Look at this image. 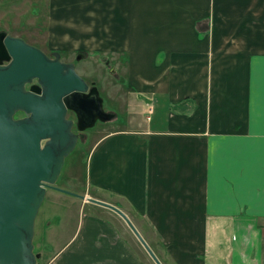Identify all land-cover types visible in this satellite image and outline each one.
Returning a JSON list of instances; mask_svg holds the SVG:
<instances>
[{
	"label": "crops",
	"instance_id": "obj_1",
	"mask_svg": "<svg viewBox=\"0 0 264 264\" xmlns=\"http://www.w3.org/2000/svg\"><path fill=\"white\" fill-rule=\"evenodd\" d=\"M49 10L70 49L120 56L132 94L127 123L94 143L82 187L69 190L120 208L163 264H264V0ZM77 198L43 264H157L118 212Z\"/></svg>",
	"mask_w": 264,
	"mask_h": 264
},
{
	"label": "water",
	"instance_id": "obj_2",
	"mask_svg": "<svg viewBox=\"0 0 264 264\" xmlns=\"http://www.w3.org/2000/svg\"><path fill=\"white\" fill-rule=\"evenodd\" d=\"M0 52L5 54L0 59V264H38L36 220L48 189L112 208L163 264L120 208L58 186L80 138L75 125L84 131L115 117L104 109L96 83L91 85L60 52L49 56L22 37L0 32ZM35 79L38 83L27 89ZM17 111L26 116L15 118Z\"/></svg>",
	"mask_w": 264,
	"mask_h": 264
},
{
	"label": "rangeland",
	"instance_id": "obj_3",
	"mask_svg": "<svg viewBox=\"0 0 264 264\" xmlns=\"http://www.w3.org/2000/svg\"><path fill=\"white\" fill-rule=\"evenodd\" d=\"M50 0H0V29L6 33L24 38L29 43L36 45L53 56L60 52L64 61L76 64L77 71L89 83L96 82L104 99V109L113 112L118 119L98 121L97 124L84 130L80 134L78 145L66 160L63 174L58 182L65 189H78L83 185L87 171V157L94 143L110 128L123 126L126 119L132 114L131 98L120 56L114 51L94 48L83 49L87 46L70 49L68 42L62 37L55 36L50 28L49 14ZM98 40V38H97ZM83 53L84 57L79 58ZM21 115V114H20ZM69 116H73L69 114ZM74 118V117H72ZM74 119H77L74 118ZM77 127V126H76ZM79 199L68 193L48 189L46 198L40 208L36 220L35 252L40 255L38 264H43L55 253L57 245H51V230L56 225L58 215L70 212L72 216ZM60 243L66 238L58 237Z\"/></svg>",
	"mask_w": 264,
	"mask_h": 264
},
{
	"label": "flooded vegetation",
	"instance_id": "obj_4",
	"mask_svg": "<svg viewBox=\"0 0 264 264\" xmlns=\"http://www.w3.org/2000/svg\"><path fill=\"white\" fill-rule=\"evenodd\" d=\"M0 32H5V31H3L2 29H0ZM28 42V41H27ZM47 53V52H46ZM49 56H52V55H50L49 53H47ZM3 56H5V54L4 53H1L0 52V59L3 57ZM3 64H7L8 63V61H6L5 59H3V62H2ZM38 83V80L37 79H35L31 84H27V89H29L32 85H35V84H37ZM92 83H96V82H92ZM92 83H90L91 85H92ZM21 114V115H20ZM69 114H72L73 116H69L70 118H72V117H74V118H76V114H75V112H73V111H70L69 112ZM26 116V114H25V112H23V111H17L16 112V114H15V118H17V119H20V118H23V117H25ZM76 120V124H77V119H75ZM77 125H75V127H74V130L77 128L76 127ZM80 133H82L83 131H79ZM80 139V138H79Z\"/></svg>",
	"mask_w": 264,
	"mask_h": 264
}]
</instances>
